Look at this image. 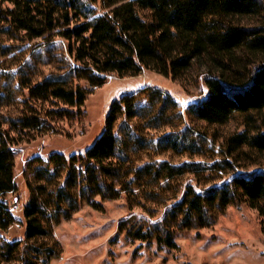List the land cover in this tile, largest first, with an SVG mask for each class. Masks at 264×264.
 Returning <instances> with one entry per match:
<instances>
[{
    "label": "trees",
    "instance_id": "1",
    "mask_svg": "<svg viewBox=\"0 0 264 264\" xmlns=\"http://www.w3.org/2000/svg\"><path fill=\"white\" fill-rule=\"evenodd\" d=\"M55 38L67 43L74 78L90 90L52 79L27 83L19 114L8 117L0 86V264H48L61 253L53 239L61 221L84 206L103 212L120 198L130 211L161 218L131 217L119 232L162 249H175L178 232L208 228L234 205L257 212L264 236L263 127L229 137L226 159L212 165L159 160L165 153L198 157L204 147L177 103L156 89L114 101L104 132L83 154L31 159L23 170L29 200L22 221L11 212L17 200H7L17 192L14 148L40 135L47 120L67 115L64 107L83 106L108 76L146 70L172 81L200 77L206 95L187 107L191 123L225 125L234 115L264 122V0H0V58L14 50L8 42ZM46 104L52 109H41ZM241 158L256 169L237 166ZM220 172L231 178L214 185ZM186 178L209 186L197 191ZM19 223L24 241L8 242L3 235Z\"/></svg>",
    "mask_w": 264,
    "mask_h": 264
},
{
    "label": "rangeland",
    "instance_id": "2",
    "mask_svg": "<svg viewBox=\"0 0 264 264\" xmlns=\"http://www.w3.org/2000/svg\"><path fill=\"white\" fill-rule=\"evenodd\" d=\"M8 44L13 45L14 50L0 58V86L5 87L3 95L6 99L1 110L8 117L19 114V104L27 95L21 86L27 83L36 84L44 79H52L62 81L67 86L90 90L86 82L74 78L77 66L68 54L65 41L55 38L50 41L37 39ZM143 88L168 94L183 113L185 126L192 125L203 136V140L200 138L204 147L201 156L187 159L165 153L159 160L172 164L187 162L212 165L226 159L225 145L229 137L245 128L257 131L262 126L264 129V122H257L256 118L248 115H234L225 125L191 123L185 112L187 107L206 95L200 77L172 81L146 70L131 78L108 76L101 87L90 91L83 106L64 107L68 110L67 115L47 120L42 125L45 130L40 135L25 138L14 148L17 192L9 195L7 200L9 203L17 200L11 212L18 221H22L23 209L29 200L23 179L26 164L35 157L46 159L55 153L65 157L83 154L104 132L111 104ZM41 107L44 111L52 109L47 104ZM236 165L250 166L242 158L237 159ZM254 169L247 167V170ZM220 174H223L221 180L214 185H221L231 178L223 172ZM184 183L191 184L197 191L209 186L202 183L197 185L192 178H186ZM131 217L152 223L159 220L161 214L149 218L138 208L130 211L124 198L105 203L103 212L84 206L53 229V239L58 242L61 253L48 264H264V236L260 218L256 211L246 205L226 208L208 228L178 232L175 236L176 248L172 250L159 248L155 243L126 238L124 233L119 232V226ZM3 237L8 242L15 239L24 241V225L14 224Z\"/></svg>",
    "mask_w": 264,
    "mask_h": 264
}]
</instances>
